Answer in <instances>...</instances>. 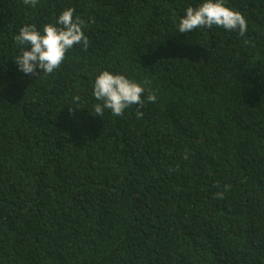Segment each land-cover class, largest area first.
I'll use <instances>...</instances> for the list:
<instances>
[{"label":"trees","instance_id":"1","mask_svg":"<svg viewBox=\"0 0 264 264\" xmlns=\"http://www.w3.org/2000/svg\"><path fill=\"white\" fill-rule=\"evenodd\" d=\"M202 2L0 0V264H264V0H226L244 36L179 33ZM69 7L87 50L19 71V29ZM105 69L147 82L142 118L96 116Z\"/></svg>","mask_w":264,"mask_h":264},{"label":"clouds","instance_id":"2","mask_svg":"<svg viewBox=\"0 0 264 264\" xmlns=\"http://www.w3.org/2000/svg\"><path fill=\"white\" fill-rule=\"evenodd\" d=\"M39 0H23L24 5L35 7ZM94 22V21H93ZM221 27L225 30H238L240 36L247 32V21L244 15L226 4V0H203L202 3L186 8L184 16L178 25L179 33H189L197 28ZM85 21L79 16L74 18V9L69 7L63 10L54 23L43 25L42 31L36 24H25L15 36L17 45L26 46L21 55L15 58L18 70L26 75H51L60 68L65 60L66 53L73 46H82L87 50L89 38L82 30ZM30 46V50H28ZM38 70H42V75ZM91 73H87V76ZM92 81L93 93L99 103L94 105L97 117L104 114L105 109L110 110L114 116H122L126 109L133 105L139 106L136 112L137 118H142L139 111L145 102H155L156 95L148 88L145 101L147 82H137L122 73H113L108 69L95 74L89 79ZM75 101L80 97L75 96ZM73 110V109H70ZM187 159V154L184 156ZM230 185H224V191L217 192L216 198H223L224 193L230 189Z\"/></svg>","mask_w":264,"mask_h":264}]
</instances>
